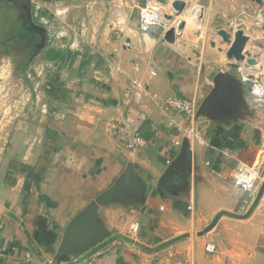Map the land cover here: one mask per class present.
Here are the masks:
<instances>
[{
    "label": "crops",
    "instance_id": "crops-1",
    "mask_svg": "<svg viewBox=\"0 0 264 264\" xmlns=\"http://www.w3.org/2000/svg\"><path fill=\"white\" fill-rule=\"evenodd\" d=\"M65 1L32 0V4L51 12L50 6L60 10ZM190 2L166 28L143 31L132 14L123 19L131 23L125 25L122 39H114L106 30L93 34L88 52L99 54L93 59L102 68L103 83L87 93L89 104H79L72 114L45 128L41 156L25 163L0 160V264H70L117 234L148 247L187 237L156 252L118 239L93 255L92 264H264V195L249 217L224 215L208 234L198 235L221 211L239 215L249 211L258 190L248 192L238 186L236 170L239 163L264 165V116L257 107L234 116L226 111L200 114L216 75L230 71L229 46L217 31L242 27L251 41H257L256 49L264 40V29L256 26L251 32L252 23L241 16V5L252 0ZM195 5L201 6L202 16L189 25L186 15ZM165 11L174 13L170 5ZM182 20L187 21L185 28L175 43H168L166 31ZM152 70L157 76L151 75ZM132 79L145 83L149 93L161 99H196L195 128L206 144L184 139L174 147L175 132L166 128L162 111L148 96L141 105L126 106L123 98ZM244 87L248 106L252 94ZM256 113L262 118H255ZM119 117L130 135L148 141L147 149L124 150L123 139L109 129ZM183 152L182 168L166 177ZM129 164L135 168V183L124 185L97 208L103 239L86 250H62L69 223L110 190ZM134 223L140 225L138 232L131 229ZM208 243L217 246L215 254L206 251Z\"/></svg>",
    "mask_w": 264,
    "mask_h": 264
},
{
    "label": "rangeland",
    "instance_id": "rangeland-1",
    "mask_svg": "<svg viewBox=\"0 0 264 264\" xmlns=\"http://www.w3.org/2000/svg\"><path fill=\"white\" fill-rule=\"evenodd\" d=\"M144 2L66 0L60 10L59 6H50L51 12L48 10L44 17L40 15L46 10L39 6L41 8L34 12L33 5L31 21L24 3L0 0L1 162L7 157L25 163L41 156L45 128L62 119L64 114H72L79 104H89L85 96L91 88L94 90L95 84L103 83L102 68L93 59L99 54L88 52L91 37L106 30L114 39H122L125 25L131 23L123 19L132 14L139 19L136 5ZM186 17L189 25L197 22L191 20L190 13ZM247 18L252 23L251 32L256 26L261 27L254 19ZM256 42L250 39L246 50L264 53V40L257 50ZM51 83L58 89L51 92ZM78 98H82L81 101ZM255 107L264 116V102L250 96V104L245 109ZM260 115L254 114L258 119L262 118ZM109 129L112 131L111 127ZM123 147L134 152L126 149L124 142ZM174 179H170L171 182Z\"/></svg>",
    "mask_w": 264,
    "mask_h": 264
},
{
    "label": "water",
    "instance_id": "water-1",
    "mask_svg": "<svg viewBox=\"0 0 264 264\" xmlns=\"http://www.w3.org/2000/svg\"><path fill=\"white\" fill-rule=\"evenodd\" d=\"M15 3H24L28 7L29 11V19L32 21V11L33 4L32 0H8ZM163 5H167L168 0H157ZM259 5H264V0H252ZM172 9L174 10V14L178 15L183 13L186 9L187 3L184 0H176L171 3ZM174 14L166 15L168 20H173ZM186 22L181 21L178 23L176 27H171L165 33V40L168 43H175L176 38L180 31L185 28ZM44 34H46L43 31ZM43 34V37H44ZM217 34L222 38L221 41L223 44L228 45V49L226 51V57L228 59V67L230 71L227 74L219 73L216 75L214 80V88L210 92V94L203 101L200 109V114L203 115H212L221 114L223 111H226L229 115L234 116L236 113L245 109L246 102L243 95L244 85L239 80V75L237 72L239 63L246 59L248 52L246 50V46L248 41L250 40L249 35L245 31L244 28H237L235 31H228L225 29H220L217 31ZM46 38H44V41ZM212 46H216L215 42H212ZM249 64H255L256 60L254 58H249ZM185 153H181L173 164L169 167L167 171V177L173 176L177 169H181L184 164ZM135 168L133 164H129L126 170L122 173V175L117 179L114 186L101 194L95 201H92L91 204L82 211L79 215H77L68 225L65 230L62 250L64 251H72L78 247L83 248L84 250L89 249L99 240L103 239V233L100 230L98 231V221L96 219V211L99 205H105L108 201H110L113 197H115L119 190L124 185H133L135 183ZM264 195V181L260 185L255 200L253 201L249 211L246 214L239 215L234 213H229L226 211L219 212L213 221L201 231L198 235L203 236L207 234L214 226L217 224L219 219L222 216H231L238 219H245L249 217L253 211L258 206ZM187 235H182L179 237H175L169 241H166L156 247H148L140 243L139 241L130 238L125 235L117 234L114 235L93 249L86 252L82 257L77 259L75 262L70 264H81L87 260H89L93 255L100 252L106 246L114 242L115 240L122 239L131 244H134L144 250L149 252H156L163 248H166L170 245H173L180 240L186 238Z\"/></svg>",
    "mask_w": 264,
    "mask_h": 264
},
{
    "label": "built area",
    "instance_id": "built-area-1",
    "mask_svg": "<svg viewBox=\"0 0 264 264\" xmlns=\"http://www.w3.org/2000/svg\"><path fill=\"white\" fill-rule=\"evenodd\" d=\"M173 1L176 0H168L169 4L167 5H170L171 8V3ZM184 1L187 3V9L189 0ZM198 1L199 0H194V2ZM165 6L166 5L161 4L157 0H146L143 5H140L138 7L140 28L143 31H148L156 26L166 28L172 20L166 18L168 14L165 11ZM190 13L193 14L194 21L200 20L202 16L201 6L195 5ZM178 15L174 14V18ZM241 16L254 19L257 21V25H261L264 29V5H259L255 2L243 4L241 5ZM249 58H254L256 63L249 64L247 61ZM135 69L139 70V67L136 66ZM237 72L240 82L244 86L249 87L252 97L257 101L264 102V53L248 52L246 59L239 63ZM151 75L157 76V72L152 70ZM147 96L150 97L151 102L162 111L166 128L175 132L174 139L172 140L174 147L181 146L182 140L184 139H187L190 143L198 142L202 145L206 144V140L200 136L198 130L195 128L198 118V101L196 99L181 98L178 96H169L161 99L157 95L149 93L145 83L138 79H132L126 89L123 101L126 106H131L132 104L141 105L144 98ZM109 127H111L115 133L119 134L123 139L124 146L130 151L145 150L149 146L148 141L144 137L140 135H130L128 133L125 128V121L122 117L113 120ZM263 181L264 165L262 163L258 162L252 165L239 163L236 170V184L238 186L248 192H253L259 189ZM160 210L163 211L164 206H161ZM189 210H192V207H189ZM131 229L133 232H138L140 225L134 223ZM206 251L215 254L217 246L213 243H208L206 245ZM81 264H92V262L87 260Z\"/></svg>",
    "mask_w": 264,
    "mask_h": 264
},
{
    "label": "trees",
    "instance_id": "trees-1",
    "mask_svg": "<svg viewBox=\"0 0 264 264\" xmlns=\"http://www.w3.org/2000/svg\"><path fill=\"white\" fill-rule=\"evenodd\" d=\"M34 12H35V9H34ZM46 15H47V12L43 11V12H41L40 16L44 17ZM49 87H50L49 89L51 90V92H53V91L58 89L57 86L54 83H51V86H49ZM35 179H36V181H38L37 177Z\"/></svg>",
    "mask_w": 264,
    "mask_h": 264
},
{
    "label": "bare ground",
    "instance_id": "bare-ground-1",
    "mask_svg": "<svg viewBox=\"0 0 264 264\" xmlns=\"http://www.w3.org/2000/svg\"><path fill=\"white\" fill-rule=\"evenodd\" d=\"M186 26V25H185Z\"/></svg>",
    "mask_w": 264,
    "mask_h": 264
}]
</instances>
